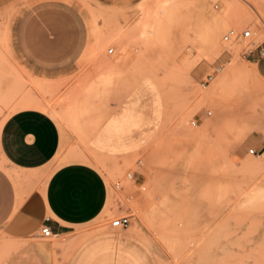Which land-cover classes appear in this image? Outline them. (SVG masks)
<instances>
[{
	"label": "rangeland",
	"instance_id": "obj_1",
	"mask_svg": "<svg viewBox=\"0 0 264 264\" xmlns=\"http://www.w3.org/2000/svg\"><path fill=\"white\" fill-rule=\"evenodd\" d=\"M262 24L264 0H0V126L42 109L60 158L91 159L110 186L105 213L71 232L0 230V264H264V152H248L264 77L242 54L254 45L224 37ZM125 111L121 150L93 148L113 149L90 133L109 142L101 128Z\"/></svg>",
	"mask_w": 264,
	"mask_h": 264
},
{
	"label": "crops",
	"instance_id": "obj_2",
	"mask_svg": "<svg viewBox=\"0 0 264 264\" xmlns=\"http://www.w3.org/2000/svg\"><path fill=\"white\" fill-rule=\"evenodd\" d=\"M251 59L255 62L253 67L264 77V54L259 49L253 50ZM78 106L79 112L82 110L79 119L87 108ZM126 112L112 117L100 129L104 136L109 135L105 136L109 142L100 140L95 130L89 133L97 136V142L110 145L114 142L110 141L111 135L120 139L118 132L120 135L124 132L122 118ZM64 140L58 123L36 107L19 108L2 121L0 230L7 237L17 239L39 234L43 224H48L54 235L68 233L108 209L110 186L105 173L89 158H60L59 148ZM262 141L258 137L248 140L256 146ZM111 145L113 149L91 146L99 150H121V144ZM7 169L19 172L20 177L13 178ZM74 258L71 264H78L77 257Z\"/></svg>",
	"mask_w": 264,
	"mask_h": 264
},
{
	"label": "built area",
	"instance_id": "obj_3",
	"mask_svg": "<svg viewBox=\"0 0 264 264\" xmlns=\"http://www.w3.org/2000/svg\"><path fill=\"white\" fill-rule=\"evenodd\" d=\"M215 7L217 4H214ZM225 39L227 41H232V40H249V44L254 45V47H248L246 50L243 51V55L249 56L251 55L252 51L254 48L259 49V52L261 54H264V24L260 26L259 29H253L252 27H244L240 30L235 29V28H230L227 30V32L224 35ZM261 37V40H258ZM113 47L108 48V52H112ZM221 69V65H218L213 69L212 72H209L206 74V78L203 80L202 85L206 83L207 80L213 78L214 74L216 71ZM207 113H210L208 110ZM191 123H195V119L191 120ZM248 152L252 154H260L264 152V140L261 142L260 146H250L248 148ZM127 178H132L133 173L128 171L126 173ZM114 187L116 189H119L121 187L119 182L114 183ZM130 224V220L127 215H121V216H115L113 219L110 220V225L112 227H122L125 228ZM39 235L42 237H50L54 235L52 228L48 224H43L40 228Z\"/></svg>",
	"mask_w": 264,
	"mask_h": 264
},
{
	"label": "bare ground",
	"instance_id": "obj_4",
	"mask_svg": "<svg viewBox=\"0 0 264 264\" xmlns=\"http://www.w3.org/2000/svg\"><path fill=\"white\" fill-rule=\"evenodd\" d=\"M154 14V13H153ZM152 15H150V17H151ZM249 18H251V16H249V15H244L243 16V20L245 21V20H247V19H249ZM148 21V20H147ZM149 24V23H148Z\"/></svg>",
	"mask_w": 264,
	"mask_h": 264
}]
</instances>
